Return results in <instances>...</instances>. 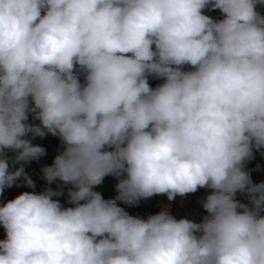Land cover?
Masks as SVG:
<instances>
[{
  "label": "clouds",
  "instance_id": "obj_1",
  "mask_svg": "<svg viewBox=\"0 0 264 264\" xmlns=\"http://www.w3.org/2000/svg\"><path fill=\"white\" fill-rule=\"evenodd\" d=\"M259 7L0 0V196L35 188L24 165L46 150L32 139L63 145L41 169L48 187L0 206V264H264V182L245 170L264 149ZM150 77L163 83L153 88ZM106 176L117 180L114 198L94 190ZM67 185L70 207L54 199ZM202 188L211 191L200 222L166 206L133 216L117 203Z\"/></svg>",
  "mask_w": 264,
  "mask_h": 264
},
{
  "label": "trees",
  "instance_id": "obj_2",
  "mask_svg": "<svg viewBox=\"0 0 264 264\" xmlns=\"http://www.w3.org/2000/svg\"><path fill=\"white\" fill-rule=\"evenodd\" d=\"M258 11L260 12L261 15H264V7H259ZM204 14L212 17L215 20H219L222 18V14L220 13L218 9L217 10L205 9ZM185 70H191L190 66H185ZM80 79H81V82L83 83V76H81ZM161 83H163L162 79H153L151 77L149 78V84L153 88L156 87V85L161 84ZM28 123L39 124V121L34 120L32 117V114L30 113ZM28 138L31 139V137H28ZM43 140H44V144L41 145V147L45 148L46 150V155L43 156V158L45 162L51 165L53 163L54 157L57 154H59L60 151L63 150V145L61 144L58 137L52 136L50 134L46 135L43 138ZM32 143L36 145L33 139H32ZM262 153H264V149H261L260 151L254 150V159L248 161L245 164V170L250 173L252 179L255 178L257 173L264 170V154ZM14 155L15 153L13 152L6 153V157L9 160H11ZM20 166H21L20 164H15L11 166L10 170H14L15 168H18ZM24 167H25V172L30 175L29 171L31 169L34 171L37 170L38 165H36L33 160L30 163L24 165ZM31 177L34 183L36 184L37 183L36 178L34 176H31ZM58 181L59 180H57L56 182ZM116 183H117L116 178L112 176H106L103 180V183L99 185L97 188H95L94 190L101 192L102 196L105 199L114 198L117 194L115 191ZM67 186L71 187V185H67ZM27 190L28 188L25 187L23 184H21L19 187L13 186L12 188H7V190L4 191L3 195L0 196V206H2L4 202L14 199L20 193L27 191ZM201 193H202V190H198L194 194H201ZM158 201H159V196H153L147 200H142L136 206H128L120 202H117V203H118V206L125 208L130 215L147 218L148 215L156 214L160 211V206L158 204ZM204 215H207V213L202 208L199 210L197 214L196 222H200ZM4 238H5V232H4L2 225H0V240Z\"/></svg>",
  "mask_w": 264,
  "mask_h": 264
},
{
  "label": "crops",
  "instance_id": "obj_3",
  "mask_svg": "<svg viewBox=\"0 0 264 264\" xmlns=\"http://www.w3.org/2000/svg\"><path fill=\"white\" fill-rule=\"evenodd\" d=\"M36 145H43L44 140L43 138H35L33 139ZM34 163L38 165V169L41 171V169L44 166L49 165L47 162H45L44 158L41 157L39 160H34ZM253 183H260L264 182V170L260 171L256 174L255 178L252 179ZM56 184H59L60 181L55 182ZM68 188H70L68 186ZM202 190L201 194H188L185 197L177 196L173 201H169L166 195H159V201L158 204L160 206V210L162 207L166 206L170 213L174 215L177 219L180 218H188L191 220L196 221L197 214L200 209H202L201 204L199 203L200 200H202L204 197H206L211 190L208 189H199ZM236 199L242 203H248V200L244 195H241L237 193ZM126 210V209H125ZM127 211V210H126Z\"/></svg>",
  "mask_w": 264,
  "mask_h": 264
},
{
  "label": "rangeland",
  "instance_id": "obj_4",
  "mask_svg": "<svg viewBox=\"0 0 264 264\" xmlns=\"http://www.w3.org/2000/svg\"><path fill=\"white\" fill-rule=\"evenodd\" d=\"M31 176H34L37 180V183L35 184V188L34 189H29L27 191H35L37 193L43 191L46 187H48L49 185L46 184V182L41 178V171L37 168V170H30L29 171ZM19 183V182H18ZM61 184V182L59 183ZM55 182L50 185L54 190L57 188V185ZM64 187V195L60 196V197H54V199H59L61 204L64 205L65 207H70L72 205L68 204L67 202V191H68V186H63ZM7 190V188L5 189ZM4 190V191H5Z\"/></svg>",
  "mask_w": 264,
  "mask_h": 264
}]
</instances>
